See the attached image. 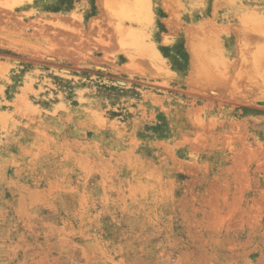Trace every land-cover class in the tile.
Returning a JSON list of instances; mask_svg holds the SVG:
<instances>
[{"label": "rangeland", "instance_id": "obj_1", "mask_svg": "<svg viewBox=\"0 0 264 264\" xmlns=\"http://www.w3.org/2000/svg\"><path fill=\"white\" fill-rule=\"evenodd\" d=\"M0 264H264V0H0Z\"/></svg>", "mask_w": 264, "mask_h": 264}, {"label": "bare ground", "instance_id": "obj_2", "mask_svg": "<svg viewBox=\"0 0 264 264\" xmlns=\"http://www.w3.org/2000/svg\"><path fill=\"white\" fill-rule=\"evenodd\" d=\"M151 1V0H150ZM132 56V55H131Z\"/></svg>", "mask_w": 264, "mask_h": 264}]
</instances>
